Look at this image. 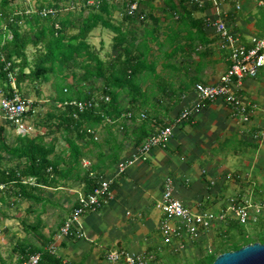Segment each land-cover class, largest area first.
Segmentation results:
<instances>
[{"label":"crops","instance_id":"0c3cea01","mask_svg":"<svg viewBox=\"0 0 264 264\" xmlns=\"http://www.w3.org/2000/svg\"><path fill=\"white\" fill-rule=\"evenodd\" d=\"M44 1H57L65 9L61 13L64 15L69 12L70 6L80 5L85 0ZM125 1L113 0L109 4L112 23L123 30L136 31L139 38L148 32L153 34L158 41H152V36L147 37L151 49L148 60L156 63V74L163 77L162 81L171 85L173 91H168L167 97L180 95L181 100L174 102L166 97L162 103L170 107L168 111L163 109L161 112H167L165 116L159 114L163 123H172L173 131L168 143L164 147H152L146 160L129 164L111 182L107 202H102L96 211L82 215L85 237L78 239L59 234L64 221L76 206L79 194L88 189L85 169L105 155L112 154L113 147L116 148L113 153H116L118 163L131 159L137 147L130 135L139 126V118L128 122L125 130L119 125L113 128L99 126L94 141L78 139L76 144L83 158L79 172L65 183L62 181L58 189L46 187L42 196L47 202L43 207L42 204H35L31 212L28 208L30 204L26 202V212L33 216L29 223L35 224L40 219L41 237L34 234L40 245L35 247L48 251L53 247L52 254L62 264H111L105 256L113 248L153 253L154 264H162L160 261L163 258L180 253L164 244L160 235L162 213L156 203L167 177L174 181L175 197L193 212L218 211L230 198H248L249 195L252 197L251 193L264 196V70L257 77L242 81L241 94L256 105L247 120L233 117L224 100L218 98L204 104L188 120L175 124L174 118L198 99L194 85L215 84L228 66L224 53L217 47L214 30L203 27L207 17H212L214 13L212 2L201 0L203 6L199 7L194 0H140L141 17L130 23L125 19ZM236 5L240 8L236 9ZM222 6L227 26L243 38L264 35V0H226ZM113 36V31L104 27L95 28L89 35L88 43L102 60L109 61L116 54L111 50ZM168 37L174 40L170 45L159 44H164ZM146 80L149 84L153 79L147 76ZM187 84V90L181 93ZM141 88L144 92L147 87L141 84ZM151 88L149 92L162 96L163 93H157L154 86L151 85ZM52 92L56 96V90ZM37 94L41 95V92ZM49 98L54 104L52 96ZM145 108L150 111L152 106ZM157 121L150 119V130L159 125ZM47 126V122L32 126L27 134L31 137L42 135L47 144L55 146L56 155L66 161L70 154L67 141L59 131H54V127L50 131ZM112 136L116 141H112ZM103 159L108 164L99 165V177L90 172L94 182L110 178L115 172L117 161L109 165L108 158ZM60 168L66 169L65 164L62 163ZM231 223L237 224L229 220L218 226L220 229L216 228L217 231L206 233L200 241L201 245H208L212 234L224 235ZM234 232V229L230 231ZM189 244L190 247L199 246L193 242ZM195 251L199 252V248Z\"/></svg>","mask_w":264,"mask_h":264},{"label":"trees","instance_id":"16d2710c","mask_svg":"<svg viewBox=\"0 0 264 264\" xmlns=\"http://www.w3.org/2000/svg\"><path fill=\"white\" fill-rule=\"evenodd\" d=\"M36 1L37 11L26 13L29 5L20 4L18 0H0V90L2 97L11 96L13 90L10 75L21 95L24 83L40 85L50 79L54 80L55 106L47 114L44 123H48L50 131L54 127V131L60 132L69 145L70 154L66 161L60 159L56 155L55 146L47 144L42 135L31 137L27 133L19 134L9 142L5 126H0V203L9 207L16 205L18 201L28 202L31 212L34 211L35 204H42L43 207L44 202H47L42 196L46 187L58 189L62 181L65 183L79 172L83 158L76 144L78 139L94 141L97 139L99 126L113 128L119 125L125 130L128 122L139 118V126L130 135L133 145L139 147L153 130L149 127L150 119H158V126L166 125L167 122L163 123L159 119V114L165 116L167 112L161 113L163 109H170L162 103L167 97L166 93L173 91L171 85L156 74V63L148 60L151 49L147 37L152 36V41L158 40L149 32L139 38L136 31L123 30L121 26L113 24L108 12L112 1L103 0L96 6L87 4L89 0H85L80 5L70 6L69 12L64 15L61 14L63 8L57 1ZM129 2L130 0L125 1L123 9L125 19L131 23L135 19L138 21L141 16L140 13L137 16L126 14ZM43 8H52L55 13L42 16L39 11ZM97 27L108 28L114 33L111 50L116 54L109 61L102 60L88 43L90 33ZM172 41L174 40L168 37L164 44H159L170 45ZM29 47H33L34 51L29 53ZM159 50L162 51V48ZM147 76L155 80L148 84ZM141 84L146 85V91L143 92ZM151 85L157 93L164 95L158 97L149 92ZM187 87L188 84L181 89V93ZM95 97L101 98L99 103L83 113L72 105L74 101H88ZM168 97L174 102L181 100L180 95ZM146 106H152V109L149 111ZM128 113L131 117L127 119L125 114ZM141 113L145 115L144 118H141ZM112 138V141H116L114 136ZM115 150V147L111 148L112 154L105 155L85 169L88 189L83 194H89L97 185L98 181L94 182L90 172L99 177V165L108 164L103 158H108L109 165L117 161L116 153H113ZM62 163L66 169L60 168ZM12 197L15 199L9 202ZM27 226L29 233L41 237L40 219ZM232 229L243 236L244 231L239 224L231 223L221 238L234 236L230 233ZM200 241L201 239L193 242L199 245V252L189 264H212L221 253L255 242L264 243V233L249 240L243 238L240 243L230 240L229 247H225L223 242L214 251L207 249L209 252L205 254ZM34 253L40 254L39 264H62L50 251L35 246H23L18 263Z\"/></svg>","mask_w":264,"mask_h":264},{"label":"built area","instance_id":"2783aa9c","mask_svg":"<svg viewBox=\"0 0 264 264\" xmlns=\"http://www.w3.org/2000/svg\"><path fill=\"white\" fill-rule=\"evenodd\" d=\"M111 1V0H108ZM226 0H211L214 13L207 17L205 27L212 28L217 36V47L225 55L228 63L226 71L219 77L215 84L206 85L198 83L195 91L198 99L189 107L184 108L174 118L175 124L188 120L192 115L200 111L204 104L212 103L221 98L230 108L233 117L240 120H247L254 112L256 105L241 94L242 81L245 78H255L264 70V35H251L243 38L242 35L230 29L224 21L225 10L223 4ZM102 0H89V5H100ZM199 7L203 6L201 0H194ZM240 5H236L239 9ZM35 7L28 6L26 13H35ZM42 16L55 13L52 8H43L39 11ZM140 13V0H130L126 14L137 16ZM9 65V64H8ZM12 94L3 97L0 101V109L5 119L11 126L16 128L19 134L28 133L30 126L25 120L31 109L32 100L21 95L14 84V78L10 75ZM101 98L95 97L88 101H74L72 105L80 113L97 105ZM108 100L107 98L105 99ZM76 116V114L74 115ZM128 119L130 114H125ZM144 118V114H140ZM172 123L167 122L164 126H154L152 132L137 147L135 155L129 159L120 161L115 172L110 178L99 179L97 185L89 194H79L76 206L71 210L70 215L64 221L59 234L64 237L83 238L85 233L82 229L81 217L87 212L96 211L101 207L102 202L106 203L110 198V184L114 177L122 174L127 166L136 160H146L152 147H164L172 136ZM102 200V201H101ZM156 207L162 213L160 224V235L163 243L170 245L173 251L178 253L194 241H199L203 236L229 220L248 227L261 224L264 226V199L255 201L253 198H230L225 207L218 211L193 212L185 206L174 195V181L167 177L164 180L161 197ZM53 252V247L49 250ZM210 251V250H209ZM111 264H154L153 253H136L123 248H113L105 256ZM40 254L28 255L19 264H39Z\"/></svg>","mask_w":264,"mask_h":264},{"label":"rangeland","instance_id":"374dc122","mask_svg":"<svg viewBox=\"0 0 264 264\" xmlns=\"http://www.w3.org/2000/svg\"><path fill=\"white\" fill-rule=\"evenodd\" d=\"M19 3H23L24 5H29L31 7H35L37 3L36 0H18ZM103 1V0H102ZM108 1V0H107ZM113 1V0H111ZM65 10V9H63ZM34 51L33 47L28 48V52L31 53ZM53 81L50 79L47 84L43 83V86L38 84L30 85L28 83H24L22 85L21 93L28 99L32 100L34 103L32 104L31 109L33 111H30L31 113H28L25 120L28 121V126L32 127L35 125H39L45 122L46 116L48 113L53 111L54 104L50 100V96H52V100L55 97L54 87H53ZM1 88V87H0ZM37 90L41 92V95L37 94ZM53 94V95H52ZM2 91L0 90V101L2 99ZM58 107V105H57ZM3 113L0 109V126H5L6 128V135L8 138V141L12 142L13 139L19 135L18 131L14 130L12 126L6 122ZM99 139V138H98ZM260 177L261 175L258 174ZM261 194V192L259 193ZM252 197L249 195L250 198H253L255 201H260L259 199H264V196H260L256 194H252ZM15 198L12 197L10 201L14 200ZM1 211H0V264H18V261L21 258V248L22 246H39L40 241L39 239L32 233H28L26 228V224H30L33 220V216H30L26 212L27 203L24 201H18L16 205H10L9 207L6 205H2L0 203ZM24 219V221H23ZM29 221H28V220ZM260 219H263L261 217ZM27 220V221H26ZM27 222V223H26ZM30 222V223H29ZM240 228L243 229L244 234L238 235L236 234L237 231H235L234 236L231 235V237L221 238L222 236H215L209 239L208 245L203 246V254L209 252L208 250L214 251L215 248L219 247L221 243H224L225 247H229L230 240H234L233 242L240 243L243 242V238L245 240H249L255 236L261 235L264 233V226H262L260 223L254 226H248L243 227L239 225ZM218 227H215L213 230L210 231L212 233L213 231H217ZM209 234V233H208ZM191 244H188L186 248L178 253L174 254L171 257L163 258L160 262L162 264H189L194 261V259L198 256V252L195 251V248H198V246H189ZM208 249V250H207Z\"/></svg>","mask_w":264,"mask_h":264},{"label":"water","instance_id":"95a60500","mask_svg":"<svg viewBox=\"0 0 264 264\" xmlns=\"http://www.w3.org/2000/svg\"><path fill=\"white\" fill-rule=\"evenodd\" d=\"M212 264H264V243L255 242L221 253Z\"/></svg>","mask_w":264,"mask_h":264}]
</instances>
